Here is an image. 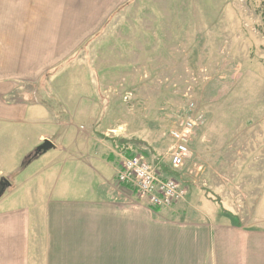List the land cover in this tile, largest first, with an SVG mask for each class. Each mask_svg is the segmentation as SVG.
<instances>
[{
    "label": "crops",
    "instance_id": "obj_1",
    "mask_svg": "<svg viewBox=\"0 0 264 264\" xmlns=\"http://www.w3.org/2000/svg\"><path fill=\"white\" fill-rule=\"evenodd\" d=\"M127 2L0 0V264H264L263 225L155 207L119 183L120 144L106 156L76 123L98 118L92 86H56ZM46 139L54 146L28 162Z\"/></svg>",
    "mask_w": 264,
    "mask_h": 264
},
{
    "label": "rangeland",
    "instance_id": "obj_2",
    "mask_svg": "<svg viewBox=\"0 0 264 264\" xmlns=\"http://www.w3.org/2000/svg\"><path fill=\"white\" fill-rule=\"evenodd\" d=\"M100 29L70 59L84 67L58 69L53 84L66 95L92 86L98 118L76 123L99 151L133 140L134 154L170 168L169 128L194 102L192 158L168 169L188 194L171 207L264 226V0H128Z\"/></svg>",
    "mask_w": 264,
    "mask_h": 264
},
{
    "label": "built area",
    "instance_id": "obj_3",
    "mask_svg": "<svg viewBox=\"0 0 264 264\" xmlns=\"http://www.w3.org/2000/svg\"><path fill=\"white\" fill-rule=\"evenodd\" d=\"M195 103L187 105L185 113L181 112L177 122L169 128L171 145L170 161L174 168L183 166L192 158L190 143L201 119L195 116ZM118 182L126 183L136 189L141 198L150 204L160 207H170L182 201L188 194V189L176 178L164 177L158 166L150 162L144 155L135 154L126 157L118 170Z\"/></svg>",
    "mask_w": 264,
    "mask_h": 264
},
{
    "label": "trees",
    "instance_id": "obj_4",
    "mask_svg": "<svg viewBox=\"0 0 264 264\" xmlns=\"http://www.w3.org/2000/svg\"><path fill=\"white\" fill-rule=\"evenodd\" d=\"M112 141H115V142H122V146L124 145L125 147H127L126 148V152L129 154V155H132V154H134V148H135V146H136V144L134 143V141L133 140H120V139H118V140H114V139H112ZM126 141V142H125ZM130 142H132V144L130 145V147L127 145V144H130ZM129 148V149H128ZM33 158H31V157H28V159H27V161L29 162V161H31ZM158 162V161H157ZM160 169L162 170V172L164 173V175H170V174H175V172L173 171V172H171V171H168V169H170V168H168L167 166H163L162 164H160ZM170 176H172V175H170ZM232 215V214H231Z\"/></svg>",
    "mask_w": 264,
    "mask_h": 264
},
{
    "label": "water",
    "instance_id": "obj_5",
    "mask_svg": "<svg viewBox=\"0 0 264 264\" xmlns=\"http://www.w3.org/2000/svg\"><path fill=\"white\" fill-rule=\"evenodd\" d=\"M53 146L54 145H53L52 141L49 139H46L42 144L37 146V148L28 157H31L34 159V158L38 157L40 154L46 152L48 149L52 148ZM1 194L2 193L0 192V195Z\"/></svg>",
    "mask_w": 264,
    "mask_h": 264
}]
</instances>
